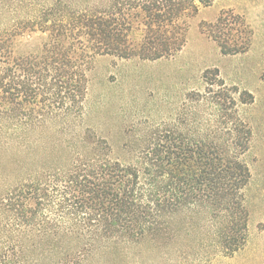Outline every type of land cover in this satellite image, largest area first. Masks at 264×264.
<instances>
[{
  "label": "trees",
  "instance_id": "16d2710c",
  "mask_svg": "<svg viewBox=\"0 0 264 264\" xmlns=\"http://www.w3.org/2000/svg\"><path fill=\"white\" fill-rule=\"evenodd\" d=\"M90 1L0 0V264H44L48 257L92 264L86 262L97 253L98 264H110V254L138 264L149 248H162L179 215L195 222L196 242L233 257L249 238L252 175L244 157L252 130L241 107L251 94L209 70L205 90L191 95L205 109L194 114L195 126L132 130L119 146L102 128L83 127L96 58L173 56L186 43L187 19L199 12L196 0ZM204 28L224 55L250 46L239 16L222 13ZM26 33L42 41L16 53ZM46 151L59 153L51 155L54 164L33 167Z\"/></svg>",
  "mask_w": 264,
  "mask_h": 264
},
{
  "label": "rangeland",
  "instance_id": "374dc122",
  "mask_svg": "<svg viewBox=\"0 0 264 264\" xmlns=\"http://www.w3.org/2000/svg\"><path fill=\"white\" fill-rule=\"evenodd\" d=\"M90 2L98 4V0ZM196 3L199 12L187 19L186 43L173 56L156 61L105 56L91 63L83 127L93 128L97 133L98 127L102 128L103 136L119 146L133 138L132 130L146 134L153 128L195 126L194 114L200 111L204 115L205 109H199L191 95L205 90L204 73L209 70H217L228 87L251 94L249 104L241 107V114L252 130L250 150L244 157L252 175L245 191L250 214L247 245L233 257H226L211 250L210 241L199 242L197 237L196 242L195 222L189 221L187 215H179L166 239L160 241L162 248H149L138 264H264V0H213L207 7L199 0ZM222 13L244 20L251 37L246 52L222 54L204 28L215 23ZM134 34L136 44L141 33ZM42 38L40 33L24 34L16 41V53L34 51ZM58 154L52 151L40 154L33 158V167L40 162H46L47 167L54 164L52 156L59 157ZM31 163L30 159L23 162L26 167ZM33 172L30 170L28 175ZM177 238L180 241L176 244ZM150 246L156 247L152 243ZM49 258L43 263L56 262L55 258ZM89 260L86 263L98 264V253ZM109 263L126 264L116 261L112 254Z\"/></svg>",
  "mask_w": 264,
  "mask_h": 264
}]
</instances>
